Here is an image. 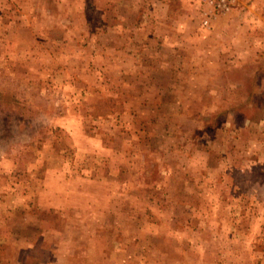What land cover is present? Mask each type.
<instances>
[{"label":"rangeland","instance_id":"obj_1","mask_svg":"<svg viewBox=\"0 0 264 264\" xmlns=\"http://www.w3.org/2000/svg\"><path fill=\"white\" fill-rule=\"evenodd\" d=\"M214 8L0 0V264H264V0Z\"/></svg>","mask_w":264,"mask_h":264},{"label":"built area","instance_id":"obj_2","mask_svg":"<svg viewBox=\"0 0 264 264\" xmlns=\"http://www.w3.org/2000/svg\"><path fill=\"white\" fill-rule=\"evenodd\" d=\"M209 2L215 4V10L225 12L229 9L232 0H209Z\"/></svg>","mask_w":264,"mask_h":264},{"label":"trees","instance_id":"obj_3","mask_svg":"<svg viewBox=\"0 0 264 264\" xmlns=\"http://www.w3.org/2000/svg\"><path fill=\"white\" fill-rule=\"evenodd\" d=\"M263 95H264V92H263Z\"/></svg>","mask_w":264,"mask_h":264}]
</instances>
